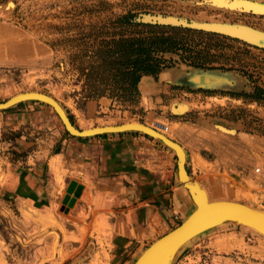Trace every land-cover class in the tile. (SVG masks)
I'll return each instance as SVG.
<instances>
[{"label": "rangeland", "instance_id": "374dc122", "mask_svg": "<svg viewBox=\"0 0 264 264\" xmlns=\"http://www.w3.org/2000/svg\"><path fill=\"white\" fill-rule=\"evenodd\" d=\"M129 12L137 25L207 31L210 24L240 23L264 32V0H0V102L19 92L38 91L54 97L78 129L146 124L185 149L191 176L214 182L220 199L264 211L257 204L253 171L264 165V47L227 36L237 40L226 43L233 48L230 54L238 53L234 66L240 70L175 63L142 76L137 94L125 101L112 83L94 82L88 73L100 62L97 56L107 41L139 29L122 26ZM175 70L187 79L162 80L164 72ZM193 73L198 75L191 78ZM95 86L101 91H94ZM25 110H51L63 138L73 136L46 103L24 101L0 110V264H47V259L40 260L44 244L28 241L29 215L25 218L17 193L3 183L8 170L21 177L39 173L42 167L32 163L34 151L54 142L48 124L41 129L29 117L5 118ZM180 250L172 264H264V235L227 222ZM60 253L64 256L62 249ZM63 259L60 264H76L73 257Z\"/></svg>", "mask_w": 264, "mask_h": 264}, {"label": "crops", "instance_id": "0c3cea01", "mask_svg": "<svg viewBox=\"0 0 264 264\" xmlns=\"http://www.w3.org/2000/svg\"><path fill=\"white\" fill-rule=\"evenodd\" d=\"M178 73L187 79L175 70L164 72L162 80L173 81L169 75ZM10 117H29L41 129L48 124L54 141L34 151L32 163L42 167L39 173L21 177L8 170L3 180L5 188L17 193L25 218L29 215L28 241L44 244L41 261L60 264L63 257H73L76 264H133L145 246L194 209L178 179L175 153L157 140L137 131L66 134V139L51 110H25L5 118ZM191 179L210 200L220 199L214 182Z\"/></svg>", "mask_w": 264, "mask_h": 264}, {"label": "trees", "instance_id": "16d2710c", "mask_svg": "<svg viewBox=\"0 0 264 264\" xmlns=\"http://www.w3.org/2000/svg\"><path fill=\"white\" fill-rule=\"evenodd\" d=\"M127 15L123 17L122 26L139 29L107 41L106 50L97 56L100 62L91 66L88 73L94 82L99 79L103 83H112L116 95L125 97V101L137 94V84L142 76L156 75L175 63L201 69L240 70L234 66V62L240 61L238 53L230 54L228 51L232 47L226 43L237 41L235 39L187 26L132 24L133 15L130 12ZM93 90L101 91L99 86Z\"/></svg>", "mask_w": 264, "mask_h": 264}, {"label": "water", "instance_id": "95a60500", "mask_svg": "<svg viewBox=\"0 0 264 264\" xmlns=\"http://www.w3.org/2000/svg\"><path fill=\"white\" fill-rule=\"evenodd\" d=\"M250 6L260 7L254 3L250 4ZM205 27L209 29L207 31L231 36L252 43L254 46L264 47V32L250 26L240 23H215L206 25ZM29 100L40 101L51 106L66 131L73 136L88 137L105 133L138 131L160 141L174 151L178 179L189 192L194 209L181 223L146 246L136 257L133 264H170L175 252L185 241L211 226L228 220L244 226H251L264 234L263 211L249 207L241 202L226 199H214L208 202L205 192L195 182L193 184L189 183L190 176L185 166V154L181 145L154 128L144 124L121 123L78 129L71 122L65 109L54 97L38 91L23 92L11 96L7 100L0 102V110L8 109L20 102Z\"/></svg>", "mask_w": 264, "mask_h": 264}, {"label": "bare ground", "instance_id": "6f19581e", "mask_svg": "<svg viewBox=\"0 0 264 264\" xmlns=\"http://www.w3.org/2000/svg\"><path fill=\"white\" fill-rule=\"evenodd\" d=\"M181 72V71H180ZM168 78V77H167ZM168 79H170V80H173V81H180V80H182L181 79V76H180V74L178 73V74H171V75H169V78ZM30 92V91H29ZM182 107V106H181ZM132 124H143V123H132ZM144 125H146V124H144ZM148 126V125H147ZM148 127H150V126H148ZM153 128V127H152ZM155 129V128H154ZM156 130V129H155ZM158 131V130H157ZM160 132V131H159ZM160 133H162V132H160ZM232 133V132H231ZM162 134H164V133H162ZM165 135V134H164ZM182 147V146H181ZM183 148V147H182ZM183 151H184V154H185V161H186V152H185V150H184V148H183ZM193 181H192V179H191V176H190V178H189V183H192ZM193 184V183H192ZM197 186H198V184H197ZM199 187V186H198ZM200 188V187H199ZM203 192H205L202 188H200ZM205 195H206V193H205ZM206 197H207V195H206ZM207 200H208V202H211L212 200H210L208 197H207ZM258 210H260V209H258ZM260 211H262V210H260ZM264 212V211H263ZM227 222H231V220H228V221H225V222H222V223H220V224H217V225H215V226H211V227H209V228H207L206 230H204V231H201V232H199V233H197V234H195L193 237H191L190 239H188L187 241H185L178 249H177V251L175 252V254H174V256H173V258H172V260L170 261V264H172L173 263V261H174V259H175V257L178 255L177 253L179 252V250L181 249V248H183L190 240H192L193 238H195V237H197L198 235H200V234H202V233H204L205 231H208V230H210V229H212V228H215L216 226H220V225H222V224H224V223H227ZM235 223H237V222H235ZM248 227H250V228H252L251 226H248ZM252 229H254V228H252ZM255 231H257L256 229H254ZM257 232H259V231H257ZM259 233H261V232H259ZM262 234V233H261ZM262 235H264V234H262ZM181 251V250H180Z\"/></svg>", "mask_w": 264, "mask_h": 264}, {"label": "built area", "instance_id": "2783aa9c", "mask_svg": "<svg viewBox=\"0 0 264 264\" xmlns=\"http://www.w3.org/2000/svg\"><path fill=\"white\" fill-rule=\"evenodd\" d=\"M167 129V127H165ZM254 174L257 176L256 180V197L258 206L264 210V165H257L254 167Z\"/></svg>", "mask_w": 264, "mask_h": 264}]
</instances>
